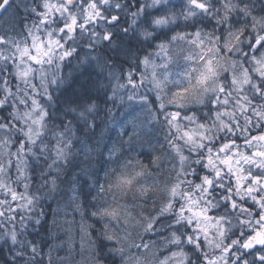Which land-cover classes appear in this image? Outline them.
Returning a JSON list of instances; mask_svg holds the SVG:
<instances>
[{
    "label": "snow or ice",
    "instance_id": "obj_1",
    "mask_svg": "<svg viewBox=\"0 0 264 264\" xmlns=\"http://www.w3.org/2000/svg\"><path fill=\"white\" fill-rule=\"evenodd\" d=\"M0 264H264V0H0Z\"/></svg>",
    "mask_w": 264,
    "mask_h": 264
}]
</instances>
